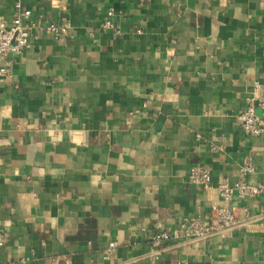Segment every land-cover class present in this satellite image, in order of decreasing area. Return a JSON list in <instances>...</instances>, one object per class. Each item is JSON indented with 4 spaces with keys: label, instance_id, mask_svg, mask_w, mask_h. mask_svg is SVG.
Returning <instances> with one entry per match:
<instances>
[{
    "label": "crops",
    "instance_id": "0c3cea01",
    "mask_svg": "<svg viewBox=\"0 0 264 264\" xmlns=\"http://www.w3.org/2000/svg\"><path fill=\"white\" fill-rule=\"evenodd\" d=\"M17 5L32 34L0 80V264H264L262 196L223 233L149 238L210 219L248 160L264 184V133L239 123L262 112L264 0H0L2 25Z\"/></svg>",
    "mask_w": 264,
    "mask_h": 264
},
{
    "label": "built area",
    "instance_id": "2783aa9c",
    "mask_svg": "<svg viewBox=\"0 0 264 264\" xmlns=\"http://www.w3.org/2000/svg\"><path fill=\"white\" fill-rule=\"evenodd\" d=\"M114 8L107 11V18L103 27L112 25L111 17ZM31 16L30 9H22L19 5L15 10L12 22L8 25L0 23V80H4L10 67L16 61V56L26 50L31 43L32 27L28 22ZM56 37H63L67 34L70 25L68 23H50L44 27ZM261 107V114L256 113L255 104L250 102L248 107L239 114L241 128L248 134L260 135L264 133V96L260 97L257 103ZM256 172V167L251 160L243 165L241 178L233 183L226 180L218 185V192L222 203L214 209L210 219L202 217H190L185 219L177 230H158L149 236L153 246L162 250L163 245L172 239H184L186 241L207 238L215 233H223L226 229L240 225L242 222L236 211L235 200L246 197L262 196L264 199V184L252 183L246 177ZM189 180L208 188L212 183L211 168L205 165H194L190 168ZM244 214L248 220L255 219L250 210L244 208ZM261 215H264V204L261 207ZM3 244V237L0 233V246ZM111 249L116 247L115 242H110Z\"/></svg>",
    "mask_w": 264,
    "mask_h": 264
}]
</instances>
